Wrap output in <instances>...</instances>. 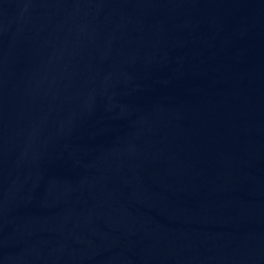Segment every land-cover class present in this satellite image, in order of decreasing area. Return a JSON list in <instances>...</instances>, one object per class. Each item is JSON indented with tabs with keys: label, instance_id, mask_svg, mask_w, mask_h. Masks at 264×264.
Returning a JSON list of instances; mask_svg holds the SVG:
<instances>
[{
	"label": "water",
	"instance_id": "obj_1",
	"mask_svg": "<svg viewBox=\"0 0 264 264\" xmlns=\"http://www.w3.org/2000/svg\"><path fill=\"white\" fill-rule=\"evenodd\" d=\"M0 264H264V0H0Z\"/></svg>",
	"mask_w": 264,
	"mask_h": 264
}]
</instances>
